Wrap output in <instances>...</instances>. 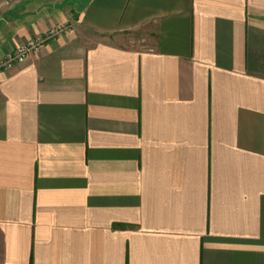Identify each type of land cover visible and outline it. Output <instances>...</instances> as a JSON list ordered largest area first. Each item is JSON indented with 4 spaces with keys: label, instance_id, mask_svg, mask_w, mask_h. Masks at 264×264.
Listing matches in <instances>:
<instances>
[{
    "label": "crops",
    "instance_id": "obj_1",
    "mask_svg": "<svg viewBox=\"0 0 264 264\" xmlns=\"http://www.w3.org/2000/svg\"><path fill=\"white\" fill-rule=\"evenodd\" d=\"M0 264H264V0H0Z\"/></svg>",
    "mask_w": 264,
    "mask_h": 264
},
{
    "label": "built area",
    "instance_id": "obj_2",
    "mask_svg": "<svg viewBox=\"0 0 264 264\" xmlns=\"http://www.w3.org/2000/svg\"><path fill=\"white\" fill-rule=\"evenodd\" d=\"M63 30L64 27H57L48 31L43 36L37 37L36 39H33L28 43L15 48L3 62H0V71L4 69H10L14 65L22 63L27 55L39 50L46 41L53 38Z\"/></svg>",
    "mask_w": 264,
    "mask_h": 264
},
{
    "label": "rangeland",
    "instance_id": "obj_3",
    "mask_svg": "<svg viewBox=\"0 0 264 264\" xmlns=\"http://www.w3.org/2000/svg\"><path fill=\"white\" fill-rule=\"evenodd\" d=\"M8 55H9V54H8ZM8 55H6L5 57H3V58L0 60V62H3V61L6 59V57H7Z\"/></svg>",
    "mask_w": 264,
    "mask_h": 264
}]
</instances>
